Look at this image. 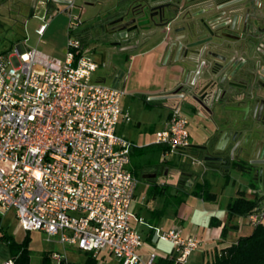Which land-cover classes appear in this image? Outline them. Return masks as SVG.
<instances>
[{
	"label": "built area",
	"instance_id": "built-area-1",
	"mask_svg": "<svg viewBox=\"0 0 264 264\" xmlns=\"http://www.w3.org/2000/svg\"><path fill=\"white\" fill-rule=\"evenodd\" d=\"M64 5L69 14L63 59L23 44L0 55V213L13 208L24 231L56 236L63 246L107 250L119 264H154L155 251L139 254L144 240L131 224L138 179L129 169L131 142L117 132L120 120L130 118L121 105L125 91L94 79L100 61L72 33L82 22V7L72 0ZM73 7L78 15L70 13ZM45 11L50 18L58 10ZM47 25L44 18L36 33ZM189 135V118L176 105L156 131L155 144L164 147L163 155L184 152ZM246 216L253 226L264 221V199ZM153 230L172 245L177 263L199 247L196 236L180 227ZM50 258L68 262L58 252Z\"/></svg>",
	"mask_w": 264,
	"mask_h": 264
},
{
	"label": "flooded vegetation",
	"instance_id": "flooded-vegetation-1",
	"mask_svg": "<svg viewBox=\"0 0 264 264\" xmlns=\"http://www.w3.org/2000/svg\"><path fill=\"white\" fill-rule=\"evenodd\" d=\"M58 1L61 2L45 0L46 3ZM72 1L82 8L84 5L98 8L100 15L93 24L98 31L95 35L89 36L99 42V48L105 47L107 54L115 53L117 57L123 59H126L130 51L146 42H161V38L166 36L162 43L165 59L168 38L184 35L188 26H201L204 23L220 26L219 32L223 33V36L218 40L220 44L211 50L229 62L230 77L220 85L224 95L222 97L219 95L217 102L208 103L202 96L204 91L209 89V86L203 89L208 79L200 80L188 88L187 84L182 82L184 77L181 67L172 66L175 52H171L166 66L175 70L172 73H175L177 78L173 80L167 93L180 88L177 94L181 97L165 101L179 102L177 105L182 111L185 110L188 118L205 122L208 126L209 117H215L219 121L229 120L233 133L241 132L248 136L254 131L264 140V0H150L147 5L145 4L147 6L145 18L137 9L139 0ZM141 4L144 5L143 2ZM141 20L148 22L139 24ZM165 21L170 24L167 35L162 32L163 28L160 26V23ZM148 26L152 28L148 29ZM89 32L90 30L88 34ZM99 54L101 57V51ZM237 150L234 151L233 158L216 165L224 171L228 169L245 171L251 167H255L254 169L258 166L264 167V163L252 164L247 159L239 157ZM216 153L224 156L228 154ZM262 179L264 176L260 178ZM252 181L258 183L259 178Z\"/></svg>",
	"mask_w": 264,
	"mask_h": 264
},
{
	"label": "crops",
	"instance_id": "crops-1",
	"mask_svg": "<svg viewBox=\"0 0 264 264\" xmlns=\"http://www.w3.org/2000/svg\"><path fill=\"white\" fill-rule=\"evenodd\" d=\"M8 1L10 0H0V4H5ZM17 1L22 2V0H16V2ZM38 2H42L44 9L49 10H52V8L56 7L59 3L64 4L59 1L56 3H46L45 0H35L33 3L34 8L37 6ZM83 11L84 8H82V12ZM49 22L50 21H48V23ZM77 36L82 39L85 45L87 44V38H89L87 30H83V33H78ZM162 45L163 44L158 41H149L139 48L130 51L126 59H123L120 56L116 58L118 63L116 67L117 69L111 73V79L113 78L111 81L115 80L117 86L123 88L125 91L121 99V105L124 110L129 112L130 118L129 120H120L118 125L121 124V126L119 128L117 125V132L125 138L127 137L124 134V125L132 121L130 109L137 103L136 100H142L147 106L152 104L155 100L161 105L164 104L165 100L157 99V97L166 94L170 90L173 80L177 78V75L171 72V68L166 66V64H163L164 50ZM93 77L96 81L105 82L103 77H95L94 75ZM134 99L136 103L133 102ZM176 105L177 102L175 106ZM169 109L160 125V129L165 125ZM183 113H185V111H183ZM136 123L137 124L135 125L137 126H140L141 124L139 120ZM204 126L210 129V125H206L205 122L189 118L190 144H202L205 142L207 131ZM128 140L131 142L130 155L133 150H140L139 145H136L130 139ZM151 147L152 148L150 149L159 150V152L163 153V150L159 145L153 144ZM180 153L182 152H178L177 154L180 155ZM184 153L187 154L190 161L183 164L181 168L179 167V171H181L182 175L176 182L168 183L162 179L157 180V177L159 176L158 173L161 175L168 174L173 169L177 168V165L175 166L173 163H169V161L166 162L162 159H160V166L149 163L142 166V187L140 186V179H138L132 172L138 179V182L130 205V209L134 214L131 224L143 237V245L138 250L139 254L142 256L146 257L151 251H155L157 258L170 257L172 254V245L167 241L158 240L153 228L156 226L162 227L163 229L180 227L185 234L196 236L200 242L198 249L195 250L199 251V253L193 255V251L189 256V260L184 264H199V262L202 264L208 254L228 245L232 241H235L239 236L249 234L253 228L247 232V227H244L243 218L246 215L234 214L228 222V231L224 236L221 234L222 226L227 222L228 211L226 204L230 199L236 197L238 191H241V189L234 190L233 194L228 197V200L222 204V202H219L218 200V193L212 191L211 187L213 181L216 179L225 178V180L228 179L229 181L231 179L229 178L230 174L228 173L227 176V173L225 174V171L218 165L213 162L204 161L203 156L205 152L201 149L188 150L184 151ZM208 176L210 179L207 178ZM202 181L209 183L210 190L216 194L215 199H203L200 196H194L192 194L181 195L184 190L190 192L195 183ZM189 183H191V186H186V184ZM257 185L258 186L255 188L247 186V192L245 190L242 191H244L249 197L253 196L252 194H255L260 200L264 199V179L259 180ZM154 187L155 189L152 190ZM160 188L162 189L160 190ZM8 215H11L14 218L19 229L24 232L23 237L28 232L31 238V231H24L20 227L13 208L8 209L3 214L0 213V235L5 234L11 236L16 242H21L23 239H16L15 236L7 231V227V229H5L4 224ZM251 226L253 227V225ZM55 241L62 246L61 249L57 250L51 248L48 252H58L63 254L69 262H72L68 258L67 246H63L57 239ZM70 248L78 250L73 247ZM82 252L85 253L86 257V251ZM108 253L110 252L108 251ZM93 254L97 257L98 253ZM8 259H12L14 263V256L11 249L7 242L0 238V264H5ZM176 264L181 263L176 262Z\"/></svg>",
	"mask_w": 264,
	"mask_h": 264
},
{
	"label": "rangeland",
	"instance_id": "rangeland-1",
	"mask_svg": "<svg viewBox=\"0 0 264 264\" xmlns=\"http://www.w3.org/2000/svg\"><path fill=\"white\" fill-rule=\"evenodd\" d=\"M34 1L35 0H22V2H16V0H10L5 4H0V53L5 51L6 54L11 55L16 45L23 44L24 47H34L42 52L63 59L67 47L69 12L62 11L65 5L59 3L56 7H54V9L57 8V13L49 18L42 2H38L37 6L34 8ZM98 11L99 10L96 7L84 5V11L81 15L83 20L81 23L75 25L72 29V33L77 35L78 33H83V30H90L89 35H95L98 30L93 26V24L100 15L98 14ZM70 13L78 15L79 10L73 7ZM44 18H46V21L50 22L48 23L45 32L42 35H39L36 33L35 29L39 24L44 22ZM87 40L86 53L97 61H100L101 57L98 50V46L100 45L99 42L95 40L94 37L87 38ZM117 64V62L114 63V65ZM111 69L112 68L107 65L102 66L100 64L94 76L103 77L106 83H110ZM133 102H135V99ZM136 102V104L130 109L132 121L124 125V134L136 145H139V148L142 151L136 149L133 150L130 155L129 169L138 179H140V186L142 187V166L147 163L160 166V159H162L166 162L169 161V163H173L175 166L177 165V168L173 169L168 174L161 175L158 173L159 178L157 177V180L162 179L168 183L176 182L181 177L179 167L181 168L183 164L190 161L187 154L182 152L180 155L177 153L163 155V153L159 152V150L150 149L156 141L155 131L160 129V125L163 122L166 112L169 108L175 106L176 101H165L164 104L161 105L155 100L148 106L145 105L142 100L137 99ZM180 107L183 108L182 104H180ZM138 120L141 123L140 126L135 125ZM120 126L121 124L118 125V128ZM207 178L210 179L209 176ZM229 178L231 179L229 181L226 179L227 182L225 178L216 179L213 181L211 187L212 191H216L218 193V200L219 202H222V204L228 200V197L233 194L234 190L241 189L247 192V186L254 188L258 186L255 181L248 180L247 182L246 176L240 174L236 170L230 171ZM243 218L244 227H247L248 232L253 227L250 225L246 216ZM4 227L5 229L8 228L7 231L15 236L16 239L19 240L20 238H23L24 232L19 229L16 221L11 215H8L6 218ZM30 233L31 238L28 244V248L30 250V264H40L41 257L44 252H47L51 248L60 250L62 247L55 241L56 236H52L50 239H47V235L42 231L34 230ZM66 249L68 250V258L70 261L81 262L84 260V252L71 249L70 246H67ZM198 253L199 251H194L193 255ZM97 260V264H118L117 258L108 253L107 250L99 251L97 254ZM188 260L189 258L185 262ZM185 262H182L181 264H184ZM199 264H201V262H199Z\"/></svg>",
	"mask_w": 264,
	"mask_h": 264
},
{
	"label": "water",
	"instance_id": "water-1",
	"mask_svg": "<svg viewBox=\"0 0 264 264\" xmlns=\"http://www.w3.org/2000/svg\"><path fill=\"white\" fill-rule=\"evenodd\" d=\"M69 1L70 0H61L62 3H67ZM139 1L140 3L136 5L137 9L140 12V15H143L142 17L145 18L147 16V14H145L147 8L146 5L150 0ZM141 2L146 5H142ZM158 16L161 17V14ZM146 22H148V20H141L138 23L142 24ZM153 25L157 26V24L154 23ZM169 25L170 24L167 21L160 23V26L163 28L162 32L166 35L169 31ZM150 27L151 26H148L147 28L150 29ZM220 28L221 27L218 25L213 26L206 23L201 24V26H188L184 35L168 38L167 53L163 61V64H167L169 54L175 52V56L172 60L174 64L172 66L179 65L181 67L184 77L182 82L187 84L188 88L192 87L200 80L204 81L208 79L203 89L207 86H209V89H206L204 94H202L208 103L217 102L219 100V95L221 97L224 95V90L220 85H223L230 77L228 75L230 71L229 62L224 58L218 57V53L211 50L212 47H216V45L220 44L218 40L223 36V33L219 32ZM163 37L161 38L162 41L160 43H163V39L166 38V36ZM98 50L101 51L100 64L102 66L107 65L112 68L111 71L114 72L117 69L116 65H114V63L117 62L116 54H107L105 47L98 48ZM170 68L171 72L175 71L172 67ZM110 75L112 77V74ZM113 82H115V80L111 81V83ZM178 91H180V88L171 91V94L166 93L158 96L157 99L167 100L180 98L181 95L177 94ZM217 92L218 96L215 97ZM210 114L212 113L210 112ZM209 125L210 129L204 126L207 131L205 142L202 144L189 145V148L192 150H204V161L213 162L214 164L225 163L228 158H233L234 151L238 149L239 157L247 159L252 164L264 163V140H262L258 132L252 131L248 136L241 132L239 134L233 133L229 120L219 121L215 117H209ZM188 150L189 149H187V151ZM216 152L228 154H226L227 156L217 155L218 153ZM254 168L255 167H251L245 171L239 169L234 170L247 176V180H255L257 177L260 180V178L264 176V167L258 166V168ZM230 171H232V169H228L225 172L230 174ZM226 175L228 176V174ZM186 186H191V183L186 184Z\"/></svg>",
	"mask_w": 264,
	"mask_h": 264
},
{
	"label": "trees",
	"instance_id": "trees-1",
	"mask_svg": "<svg viewBox=\"0 0 264 264\" xmlns=\"http://www.w3.org/2000/svg\"><path fill=\"white\" fill-rule=\"evenodd\" d=\"M3 51L0 55H5ZM100 64V62H99ZM162 150L164 147L159 145ZM192 150L191 148H187ZM152 188V190H154ZM162 188H160L161 190ZM192 194L203 199H215L216 194L210 190V185L206 181L197 182L192 190L181 194ZM182 199V198H181ZM260 198L256 195L247 196L244 191H238L236 197L230 199L227 204V222L222 226L221 234L224 236L229 229L228 222L234 214L247 215L254 211L259 205ZM0 238L7 242L14 256L16 264H30V250L28 244L30 236L27 232L21 242H15L11 236L1 234ZM40 264H57L50 258V252H44ZM58 264H97V257L93 252H86V257L82 262H66L62 259ZM154 264H176L173 254L168 258H156ZM202 264H264V221L253 226L252 231L243 236H239L235 241L215 250L207 255Z\"/></svg>",
	"mask_w": 264,
	"mask_h": 264
}]
</instances>
